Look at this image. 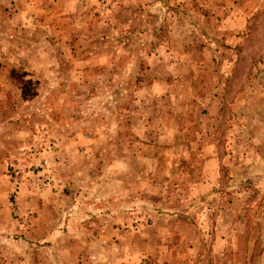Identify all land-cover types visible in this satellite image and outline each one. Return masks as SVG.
Masks as SVG:
<instances>
[{"label":"rangeland","instance_id":"1","mask_svg":"<svg viewBox=\"0 0 264 264\" xmlns=\"http://www.w3.org/2000/svg\"><path fill=\"white\" fill-rule=\"evenodd\" d=\"M0 264H264V0H0Z\"/></svg>","mask_w":264,"mask_h":264},{"label":"built area","instance_id":"2","mask_svg":"<svg viewBox=\"0 0 264 264\" xmlns=\"http://www.w3.org/2000/svg\"><path fill=\"white\" fill-rule=\"evenodd\" d=\"M17 174V173H16ZM21 179H20V176L19 175H16L15 176V184L18 186V185H20L21 184V181H20Z\"/></svg>","mask_w":264,"mask_h":264}]
</instances>
